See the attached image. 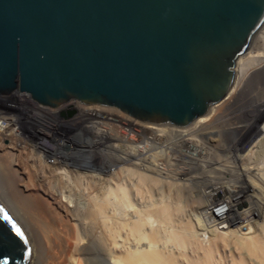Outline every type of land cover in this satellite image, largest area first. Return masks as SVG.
I'll return each mask as SVG.
<instances>
[{
  "label": "bare ground",
  "instance_id": "bare-ground-1",
  "mask_svg": "<svg viewBox=\"0 0 264 264\" xmlns=\"http://www.w3.org/2000/svg\"><path fill=\"white\" fill-rule=\"evenodd\" d=\"M0 100V154L72 230L57 261L30 264H264V27L225 95L187 126L147 122L121 142L107 117L94 127L62 106ZM24 123L41 132L30 146Z\"/></svg>",
  "mask_w": 264,
  "mask_h": 264
},
{
  "label": "water",
  "instance_id": "water-1",
  "mask_svg": "<svg viewBox=\"0 0 264 264\" xmlns=\"http://www.w3.org/2000/svg\"><path fill=\"white\" fill-rule=\"evenodd\" d=\"M263 27L264 0H0V97L186 125L225 95ZM71 237L54 204L22 187L13 155H1L0 264L53 263Z\"/></svg>",
  "mask_w": 264,
  "mask_h": 264
},
{
  "label": "built area",
  "instance_id": "built-area-1",
  "mask_svg": "<svg viewBox=\"0 0 264 264\" xmlns=\"http://www.w3.org/2000/svg\"><path fill=\"white\" fill-rule=\"evenodd\" d=\"M85 106H88V105L83 104L77 100H70L64 105H62L60 109L65 110V109L71 108L74 112L69 117L76 118L77 116H80V118L84 120V125H90L94 127H100L95 123L96 120H98L96 119V116H102L103 118L107 117V119L111 123V127L117 126L114 133L117 135L118 137L117 139L121 142L123 138L121 130H125V131L132 130L133 131L132 133L135 135L137 133H141V128L143 126V123H147V121H142L123 111L105 110L106 115L105 114L96 115V111H99V110H93L91 108L86 109Z\"/></svg>",
  "mask_w": 264,
  "mask_h": 264
},
{
  "label": "rangeland",
  "instance_id": "rangeland-1",
  "mask_svg": "<svg viewBox=\"0 0 264 264\" xmlns=\"http://www.w3.org/2000/svg\"><path fill=\"white\" fill-rule=\"evenodd\" d=\"M1 101V100H0ZM51 108V107H50ZM55 109V108H54ZM0 110H6L5 109V107L3 106V104L2 103H0ZM101 112H103V114H105V110H101ZM12 113L14 114V112L11 110V112H10V114L12 115ZM59 113V112H58ZM59 117H61V116H59ZM61 118H66V117H61ZM68 118V117H67ZM96 119H98V120H100V118L99 117H96ZM185 126H187V125H185ZM183 127V126H182ZM21 131H23V134H22V136H25V140H26V143H27V145H32V144H34V142L37 140V135L36 134H38V133H41V132H35L34 131V129L33 128H31L30 126H28L27 124H25L24 123V127H22V129H21ZM225 137H227L228 139H229V137L228 136H226L225 135ZM227 140V139H226ZM225 140V141H226ZM224 141V142H225ZM184 147V148H183ZM182 147V149H185V146H183ZM192 147L190 146V148L188 149L187 148V150L189 151L190 149H191ZM1 155H3V154H0V156ZM143 156V155H142ZM142 156H140V157H142ZM145 159L143 158V160L142 161H140V163L139 164H141V163H143V165H145V163H148V162H146V161H148L147 159L144 161ZM119 165V164H118ZM120 165H124V166H127V167H131L132 165H130V164H123V163H120ZM146 165H148V164H146ZM197 171H201L200 169L199 170H197ZM154 187V186H153ZM155 188V187H154ZM194 190H196V189H194ZM194 190H193V192H194ZM237 192L238 193H240V190H237ZM254 192V191H253ZM259 206V203H257L256 201H254L252 204H251V207H258ZM244 227V226H243ZM243 231H246V229H242Z\"/></svg>",
  "mask_w": 264,
  "mask_h": 264
}]
</instances>
